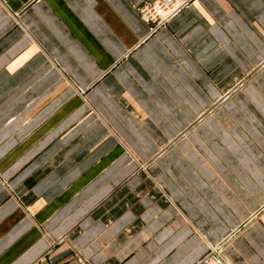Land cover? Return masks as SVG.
<instances>
[{"label": "crops", "instance_id": "obj_1", "mask_svg": "<svg viewBox=\"0 0 264 264\" xmlns=\"http://www.w3.org/2000/svg\"><path fill=\"white\" fill-rule=\"evenodd\" d=\"M144 1L0 0V264H264V0Z\"/></svg>", "mask_w": 264, "mask_h": 264}, {"label": "rangeland", "instance_id": "obj_2", "mask_svg": "<svg viewBox=\"0 0 264 264\" xmlns=\"http://www.w3.org/2000/svg\"><path fill=\"white\" fill-rule=\"evenodd\" d=\"M156 1H160V0L144 1L138 6V12H139L141 18L145 22H147L149 24L150 29L154 30V31L156 29H158L159 27L166 25L171 20V18H173L178 12H180V10L183 8V6L187 2V0H182L181 3H178V6L176 7V9L171 14H169L165 17H162L159 15V17L148 16L150 18H146V16H145L146 13L144 12L146 6L147 5L153 6ZM263 208H264V206H262V208H260L259 210H261ZM235 231H237V230H235ZM235 231L230 232L227 236L222 238L221 244L224 245V242H226L230 238H232ZM209 259H216L217 261H221L223 264H228L227 262L225 263V261H224L223 251L221 250V248L216 247L215 249H213L211 246L209 247L208 251L195 264H205V262Z\"/></svg>", "mask_w": 264, "mask_h": 264}, {"label": "bare ground", "instance_id": "obj_3", "mask_svg": "<svg viewBox=\"0 0 264 264\" xmlns=\"http://www.w3.org/2000/svg\"><path fill=\"white\" fill-rule=\"evenodd\" d=\"M181 2H182V0H162V1L160 0V1H156L154 3L155 9L154 10H148V9H146L145 16L146 17L147 16H156L158 14L157 13V11H158L159 14L162 17H165L164 15H166L168 13V11L172 9L171 7L174 4H178V3H181ZM205 264H221V261H217L216 259H209V260H207L205 262Z\"/></svg>", "mask_w": 264, "mask_h": 264}, {"label": "built area", "instance_id": "obj_4", "mask_svg": "<svg viewBox=\"0 0 264 264\" xmlns=\"http://www.w3.org/2000/svg\"><path fill=\"white\" fill-rule=\"evenodd\" d=\"M161 1H162V0H161ZM176 6H178V4H174V5L171 7L172 9L169 10L168 13H167L166 15H164V16H167V15L171 14V13L176 9V8H175ZM146 9H148V10H154V9H155V5H153V6H149V5H147L146 8H145V10H144L145 13H146ZM157 13H158V14H157L156 16H150V17H159L160 14H159L158 11H157ZM160 16H161V15H160ZM150 17L147 16L146 18H150Z\"/></svg>", "mask_w": 264, "mask_h": 264}]
</instances>
